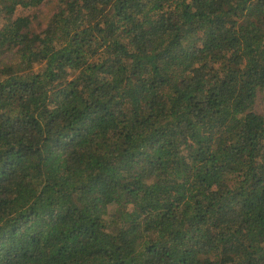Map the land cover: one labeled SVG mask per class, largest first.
Listing matches in <instances>:
<instances>
[{
    "label": "trees",
    "instance_id": "16d2710c",
    "mask_svg": "<svg viewBox=\"0 0 264 264\" xmlns=\"http://www.w3.org/2000/svg\"><path fill=\"white\" fill-rule=\"evenodd\" d=\"M45 2L0 0V264H264V0Z\"/></svg>",
    "mask_w": 264,
    "mask_h": 264
},
{
    "label": "rangeland",
    "instance_id": "374dc122",
    "mask_svg": "<svg viewBox=\"0 0 264 264\" xmlns=\"http://www.w3.org/2000/svg\"><path fill=\"white\" fill-rule=\"evenodd\" d=\"M58 10V0H46V2L38 8V10L30 11L29 13L20 11V15H34L37 14L39 17L38 20L34 24L35 30H41V27L44 28V25L46 26L50 19H52L53 15ZM4 61V60H3ZM261 106V108H260ZM258 110L263 111V106L258 104Z\"/></svg>",
    "mask_w": 264,
    "mask_h": 264
}]
</instances>
